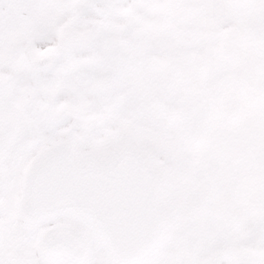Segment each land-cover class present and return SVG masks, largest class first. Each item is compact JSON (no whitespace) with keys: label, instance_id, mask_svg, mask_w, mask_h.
<instances>
[{"label":"snow or ice","instance_id":"6c2138e0","mask_svg":"<svg viewBox=\"0 0 264 264\" xmlns=\"http://www.w3.org/2000/svg\"><path fill=\"white\" fill-rule=\"evenodd\" d=\"M0 264H264V0H0Z\"/></svg>","mask_w":264,"mask_h":264}]
</instances>
